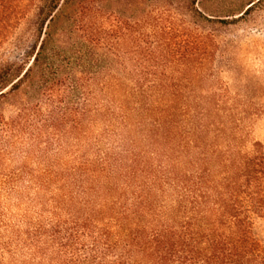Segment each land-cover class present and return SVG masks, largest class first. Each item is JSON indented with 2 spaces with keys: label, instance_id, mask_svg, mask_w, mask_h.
Here are the masks:
<instances>
[{
  "label": "trees",
  "instance_id": "1",
  "mask_svg": "<svg viewBox=\"0 0 264 264\" xmlns=\"http://www.w3.org/2000/svg\"><path fill=\"white\" fill-rule=\"evenodd\" d=\"M61 1H38L28 39L55 21ZM90 2L65 17L95 19ZM203 19L210 25L186 35L167 20L154 32L178 60L205 64L227 23ZM49 23L32 63L29 52L0 63V106L35 78L42 97L11 117L0 112V264H264L255 222L264 152L227 141L222 97L188 91L193 79L61 77L45 54L57 33ZM87 84L110 89V107L89 109ZM100 116L116 144L99 150V133L75 160L54 159L62 137L86 140L85 123Z\"/></svg>",
  "mask_w": 264,
  "mask_h": 264
},
{
  "label": "rangeland",
  "instance_id": "2",
  "mask_svg": "<svg viewBox=\"0 0 264 264\" xmlns=\"http://www.w3.org/2000/svg\"><path fill=\"white\" fill-rule=\"evenodd\" d=\"M38 1L0 0V63L27 58L28 52L32 63L49 23L41 35L32 33L27 38L41 12ZM258 1L91 0L96 18L90 20L82 15L67 19L66 13L76 8L80 0H62L55 21L49 23V28L57 33L45 54L50 63L61 67V77L85 82L193 79L196 87L188 91L204 97H222V120L227 135L234 131L227 141L231 143L235 137L250 151L258 142L264 152V0ZM252 4L255 5L250 13L244 14ZM204 17L227 23L218 31L213 57L205 64H193L189 57L178 60L171 53L172 41L164 42V37L154 32L157 25L167 20L178 24L186 35L197 25H210ZM34 69L37 72V67ZM86 89L95 94L88 103L89 109L110 107V89L102 92L92 84H87ZM71 99L79 101L76 97ZM41 100L39 81L35 78L12 93L0 106V112L11 117L18 108ZM105 120L100 116L86 122L88 135L82 142L75 137H62V148L58 151L55 145L54 159L75 160L89 150L99 133L102 141L99 150L111 147L115 141L103 135ZM16 148L20 150L21 146ZM255 222L264 241V215L256 217Z\"/></svg>",
  "mask_w": 264,
  "mask_h": 264
}]
</instances>
